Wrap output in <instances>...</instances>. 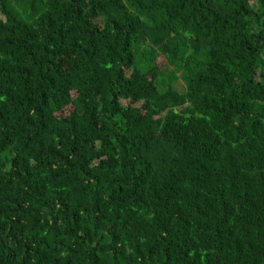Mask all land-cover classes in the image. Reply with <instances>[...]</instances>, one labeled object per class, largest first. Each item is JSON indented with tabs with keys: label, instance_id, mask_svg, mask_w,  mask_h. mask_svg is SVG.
<instances>
[{
	"label": "trees",
	"instance_id": "obj_1",
	"mask_svg": "<svg viewBox=\"0 0 264 264\" xmlns=\"http://www.w3.org/2000/svg\"><path fill=\"white\" fill-rule=\"evenodd\" d=\"M0 264H264V0H0Z\"/></svg>",
	"mask_w": 264,
	"mask_h": 264
},
{
	"label": "rangeland",
	"instance_id": "obj_2",
	"mask_svg": "<svg viewBox=\"0 0 264 264\" xmlns=\"http://www.w3.org/2000/svg\"><path fill=\"white\" fill-rule=\"evenodd\" d=\"M165 62V59L162 57V56H160L159 58H158V64L160 65V64H162V63H164ZM172 69V67L171 66H169V65H167V64H164L163 66H162V69H161V76H164V74L167 72V71H170ZM176 77H174L173 79H170L171 81V85L176 89V90H178V91H180V92H183L184 91V84H183V82H182V80H181V78L179 77V73H176V75H175Z\"/></svg>",
	"mask_w": 264,
	"mask_h": 264
}]
</instances>
